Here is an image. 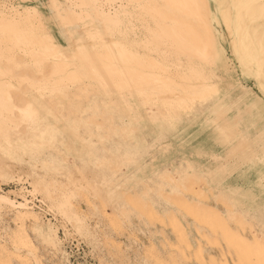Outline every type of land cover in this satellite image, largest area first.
Wrapping results in <instances>:
<instances>
[{"label": "rangeland", "instance_id": "374dc122", "mask_svg": "<svg viewBox=\"0 0 264 264\" xmlns=\"http://www.w3.org/2000/svg\"><path fill=\"white\" fill-rule=\"evenodd\" d=\"M106 1L0 0V15L41 5L38 18L79 75L77 81L54 75L52 58H32L26 47L6 42L16 23L0 19V196L27 204L19 214L0 201V263L199 264L200 247L206 264L211 258L264 264V91L256 83L264 81L262 0H207L218 58L202 65L193 59L191 66L175 39H156L155 22L143 14L145 3L160 7V1ZM93 5L114 19L103 21ZM117 45L162 64L161 74L178 86L190 83L189 67L202 69L205 97L194 95L175 109L143 100L128 72L146 71L124 64ZM93 50H106V59L92 58L98 78L87 56ZM103 69L117 70L124 87ZM22 93L34 102L32 120L19 111ZM180 197L217 210L262 249L247 251L193 220ZM20 220L33 250L11 243Z\"/></svg>", "mask_w": 264, "mask_h": 264}, {"label": "bare ground", "instance_id": "6f19581e", "mask_svg": "<svg viewBox=\"0 0 264 264\" xmlns=\"http://www.w3.org/2000/svg\"><path fill=\"white\" fill-rule=\"evenodd\" d=\"M87 1L83 0V2H81V4L86 5ZM110 1H112V0H110ZM130 1L132 3L138 2V1L144 2V0H130ZM158 1L161 2L160 7H159V5H157V3L146 4L145 2H144L145 5L142 6L143 7L142 8L143 14H146L147 16L150 17V19L152 21L155 22L156 30H157L156 35L158 36V38H156L157 36L155 37L156 39H159V37H161V38L164 37L166 39L167 38L171 39V37H172L173 40L175 39V41H177L176 44L178 45V49L180 50V52L183 54H187L189 56L187 59V60H189L188 61L189 66L194 65V64H191V63H193L194 60H199L200 65H202L201 62H207L208 57H211L214 60H216L218 58L214 35L212 33L211 26L209 24V16L208 15L210 14V11H209L210 9H209L207 0H158ZM89 3L95 4V0H91V2H89ZM96 4H97V1H96ZM75 5H78L77 1L75 3L71 2L69 6L74 7ZM101 5H102V2H101ZM92 8H94L96 16H98L103 21L110 23L112 21V19H114V16L109 15L110 13L109 14L105 13L106 10L104 12L101 9H97L95 5H93ZM73 14H76V13L74 12ZM73 14L70 17L76 20L77 17L75 18ZM79 15H81V14H79ZM79 15H77V16H79ZM38 17L40 18V16H38L35 11H30L28 9H25L21 12L17 11V10L11 11L8 13L3 12V14L0 15V19L6 20V22L8 20L11 23L13 22L14 24L16 23L15 28L13 26L14 25L13 23H12L13 27L10 26V24H9L10 29H11V27L14 29L11 32L12 35L6 34L8 36V37L6 36V38H7L6 42H9V40L10 41L13 40V42H15L16 46L20 45V46L26 47L25 48L26 52L21 50V49L20 50L25 52V54H28L32 58H34V57H40V58H46V59L49 57L52 58L53 64H52L50 73H52L54 75H58L61 78L67 77V78H70L72 80H76L79 77V75L73 69H69L68 68L69 66L67 67L64 55L59 50L57 44L52 40L51 35L48 33V31L44 27L42 21ZM66 20H65V18L62 19V21H66ZM17 24H19L20 26H17ZM164 25H166V26L163 29ZM7 26H8V24H7ZM5 27H6V25H5ZM153 31H155V30H153ZM7 33H9V32H7ZM89 33H91V32H89ZM89 33L85 35V37H87L89 40L93 41V40L98 39L97 38L98 35L95 36V34H89ZM153 34H152V37H153ZM155 38H154V40H155ZM198 38H201L203 43L200 41L198 42L197 41ZM5 48L7 49V47H5ZM116 48H117L116 49L117 55H118L119 59L124 64H127V66L131 65V64H135L137 66L136 69L143 68L142 70L146 71L145 73L139 72L140 74H137L136 72H131V71L128 72V74L131 78V81L134 85L136 93L138 95H140L143 100L159 102L164 107L167 106V107H171V109L172 108L175 109L176 106L179 107L182 104L184 105V103L187 102V100L190 99L191 97H193L194 95H196L198 98H204L205 97L203 89L206 85V84H204V80L206 77L203 74L202 69L198 70V67L195 68L194 66L189 67L190 73L188 72V75H189V77L191 76V78H189V79L186 78V79H184V81L185 82L189 81L190 83H188V85L185 84L184 86H178V85H176L177 83H175L171 79L170 76L169 77L166 75L163 76L161 74V72H162L161 70L163 68L162 64L159 65L154 60L148 59V58L139 59V58H137V56L135 54L131 53L129 50H126L123 47L121 49H119L118 45ZM173 50H175V48ZM104 52H102L100 54L99 52H96L95 50H93V52L90 53L92 57H90V54L86 53L88 56V59H90L89 62L91 65L90 66L91 72L96 78L99 77L98 74L100 73L99 72L100 70L98 71L97 67L94 65L95 63H93L92 58L98 62L101 59H104V58L106 59L107 56L105 55ZM7 55H9V54H7ZM23 56H20V57L23 58ZM21 61L23 62V59ZM97 65H99V64H97ZM102 72H104L107 77H110V79H112L115 87H117V88L124 87V84L121 80V76L117 70H115V69H103ZM164 72H166V70ZM177 77L178 78H184V76H179V75H177ZM106 82H108V81L106 80ZM60 83L61 82H58L55 85L57 86ZM56 86H54V90H58V92L60 91L62 93L61 90H62L63 86H61V88H60V86L59 87H56ZM214 87H216V86H214ZM200 96H203V97H200ZM156 111H158V110H156ZM156 114H158V113H156ZM32 119L33 118H31V120ZM31 120L29 119V121H31ZM36 122H38V121L36 120ZM36 122H34V124H36ZM181 200L178 201V205L181 204V205H179V207L182 206L180 208L183 211H185L187 216H189L190 218H192L193 220H195L197 222H202V223L210 226V228H212L211 230H213V227H216V228L222 230V232H223L222 234L224 235L226 240H229L231 242H235L236 245L243 247L247 251L250 249L252 251L262 249V244H261V241L259 239H256L253 237V239H251V240H246V239H243L242 237H240V235H238L236 232H234L233 229L231 227H229V225L223 221L224 219L221 217L220 213L217 210L212 209V208H204V207H201L198 205L188 204L182 198H181ZM0 201L2 203H4L6 206H8V207L16 210L17 212H19V214H22L23 211L26 210V208H27V204L15 202L14 200L7 198L6 196H3V195L0 196ZM171 218H172L171 225H172V228L174 229V232H178V231L181 232V228H180L178 221L175 219L174 216L170 217V219ZM21 220H20L21 226L19 225L20 227H17L18 229L16 230V232H14V234L11 237V243H12V245L14 244V245H18L22 248H26V249L30 248V250H33L31 239H30L29 235L27 234V232L25 231V228H23L24 226H23ZM35 220H36V218H35ZM161 222H163V221H161ZM15 224H17V223H15ZM162 224H164V223H162ZM179 239H180L181 243L184 245L185 250L188 251L189 249H191L190 242L187 240V238L185 237V235L182 232L179 236ZM16 252H17V250H16ZM184 255H185V253L182 254V252H181V256L183 257ZM216 260L211 258L210 264H217L218 262H216ZM196 262L199 264H206V259L204 258L203 254H202V250L200 247H198L196 250ZM222 264H227V263L225 261Z\"/></svg>", "mask_w": 264, "mask_h": 264}, {"label": "snow or ice", "instance_id": "6c2138e0", "mask_svg": "<svg viewBox=\"0 0 264 264\" xmlns=\"http://www.w3.org/2000/svg\"><path fill=\"white\" fill-rule=\"evenodd\" d=\"M262 8H264V0H262ZM51 7V6H49ZM4 8L7 9L8 5H4ZM41 9V5L37 4L35 8V12L37 15H39ZM261 91H264V81L261 82ZM17 104L19 105V111L22 115H24L27 118H33L37 115V113L34 111V102L30 101L27 98V93H22L20 97L17 100Z\"/></svg>", "mask_w": 264, "mask_h": 264}, {"label": "crops", "instance_id": "0c3cea01", "mask_svg": "<svg viewBox=\"0 0 264 264\" xmlns=\"http://www.w3.org/2000/svg\"><path fill=\"white\" fill-rule=\"evenodd\" d=\"M237 46V44H235V42H233V49H234V51H236V47ZM242 48V47H241ZM240 48V49H241ZM250 52V50L248 49H246V51L244 52V54H248ZM243 53V50H242V52H241V54ZM260 82H262V80H260V79H257L256 80V83H257V85H259V86H261V83Z\"/></svg>", "mask_w": 264, "mask_h": 264}]
</instances>
